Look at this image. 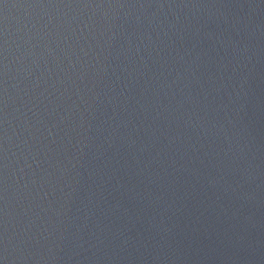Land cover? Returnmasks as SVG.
<instances>
[{"label": "water", "instance_id": "obj_1", "mask_svg": "<svg viewBox=\"0 0 264 264\" xmlns=\"http://www.w3.org/2000/svg\"><path fill=\"white\" fill-rule=\"evenodd\" d=\"M0 264H264V0H0Z\"/></svg>", "mask_w": 264, "mask_h": 264}]
</instances>
